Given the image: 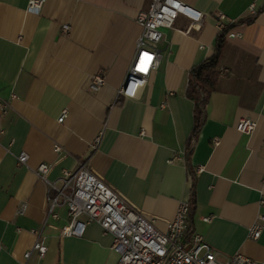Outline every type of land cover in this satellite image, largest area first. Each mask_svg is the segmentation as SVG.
I'll return each instance as SVG.
<instances>
[{
  "label": "crops",
  "instance_id": "0c3cea01",
  "mask_svg": "<svg viewBox=\"0 0 264 264\" xmlns=\"http://www.w3.org/2000/svg\"><path fill=\"white\" fill-rule=\"evenodd\" d=\"M29 1L0 0V102L8 103L5 113L0 107V264H121L113 236L98 223L68 236L61 233L67 209L47 215L38 165L47 163L57 179L81 161L162 232L195 184L187 239L200 234L221 261L240 252L264 264V0H181L203 22L191 26L180 14L160 29L162 60L135 96L117 92L149 0H46L40 13L28 10ZM225 28L241 36L226 38L188 162L196 111L190 71L215 53ZM100 71L106 84L93 91ZM242 118L257 122L251 133L237 129ZM23 151L26 164L18 159ZM258 221L262 233L252 239ZM39 237L46 255L26 259Z\"/></svg>",
  "mask_w": 264,
  "mask_h": 264
},
{
  "label": "built area",
  "instance_id": "2783aa9c",
  "mask_svg": "<svg viewBox=\"0 0 264 264\" xmlns=\"http://www.w3.org/2000/svg\"><path fill=\"white\" fill-rule=\"evenodd\" d=\"M45 2L46 0H30L28 10L40 13ZM251 11L255 13V3L251 5ZM180 14L191 19V26L201 25L203 22V13L181 0H149L148 7L140 10L136 21L142 31L136 41L128 72L118 89V96H135L152 71L159 67L163 56L159 45L162 40L160 29L173 26ZM220 18L226 17L222 14ZM63 29L68 32L70 25L64 24ZM240 36V32L230 31L226 34L227 39ZM105 84L106 75L100 71L92 76L89 87L93 91H99ZM0 107L5 113L8 103L2 101ZM66 116L67 110H64L58 120L63 122ZM256 126L255 120L242 118L237 129L251 133ZM100 140L101 136H98L93 147ZM55 150L60 152L61 145L56 144ZM18 159L26 164L29 155L23 151ZM201 170L202 167L199 168ZM36 173L46 185L48 217L59 218L58 208L67 209L69 221L61 228L62 235L82 237L89 224L98 223L104 233L113 236L112 249L119 255L121 264H261L240 252L221 261L200 234L194 233L188 240L187 234L191 227L190 202L187 200L179 203L174 218L169 222L168 231L162 232L153 219L147 218L130 204L85 161H81L74 170L64 169L57 179L49 178V166L44 162L38 165ZM206 220L210 218L206 217ZM262 229L259 221L254 223L249 228V237L258 239ZM37 233L41 235L40 232ZM47 250V245L39 237L32 249L25 252L24 257L30 258L33 252L44 257Z\"/></svg>",
  "mask_w": 264,
  "mask_h": 264
},
{
  "label": "trees",
  "instance_id": "16d2710c",
  "mask_svg": "<svg viewBox=\"0 0 264 264\" xmlns=\"http://www.w3.org/2000/svg\"><path fill=\"white\" fill-rule=\"evenodd\" d=\"M252 18L246 20H241V22L251 21ZM229 31L228 28L223 29L218 37L216 42V51L215 53L202 63L195 66L190 71L187 95L193 99L196 103L195 111V124L188 142V151H187V160L190 161L193 143L196 140L202 125L206 118V105L209 101L211 93L216 88L217 81L220 76V58L223 46L226 42V34ZM195 201V184L192 188V195L190 199V213L192 211ZM191 227V224H190ZM191 231L189 229L188 233Z\"/></svg>",
  "mask_w": 264,
  "mask_h": 264
}]
</instances>
